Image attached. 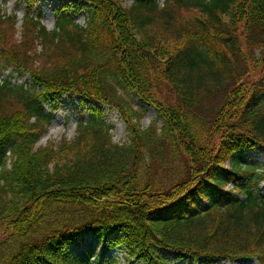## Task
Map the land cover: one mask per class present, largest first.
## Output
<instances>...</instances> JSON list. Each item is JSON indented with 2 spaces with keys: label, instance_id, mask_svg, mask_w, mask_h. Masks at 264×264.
I'll return each instance as SVG.
<instances>
[{
  "label": "trees",
  "instance_id": "obj_1",
  "mask_svg": "<svg viewBox=\"0 0 264 264\" xmlns=\"http://www.w3.org/2000/svg\"><path fill=\"white\" fill-rule=\"evenodd\" d=\"M32 1L19 30L0 11V222L14 237L0 264H118L107 249L128 264H264V168L248 158L264 151V75L242 83L238 34L243 25L247 55L264 62V0H73L79 11L59 7L52 31ZM9 68L31 84L3 79ZM158 80L172 103L154 97ZM64 97L88 107V122L57 151L37 148L52 120L44 107ZM100 105L121 115L127 144L113 143ZM146 106L161 128L141 130ZM163 152L171 184L141 181L138 163ZM86 239L101 257L75 255Z\"/></svg>",
  "mask_w": 264,
  "mask_h": 264
},
{
  "label": "rangeland",
  "instance_id": "obj_2",
  "mask_svg": "<svg viewBox=\"0 0 264 264\" xmlns=\"http://www.w3.org/2000/svg\"><path fill=\"white\" fill-rule=\"evenodd\" d=\"M133 0H121L122 7H129ZM164 0H157L159 5H162ZM25 0H0V11L7 16L15 15L18 20L16 29L19 30L21 26V20L24 16L26 8ZM32 5L33 10L40 14V19L42 25L48 30L52 31L55 24V11L62 5H68L72 9V13L78 10L79 7L75 4L73 0L69 2H63L62 0H33ZM79 11V10H78ZM87 19V12L81 11L74 14V21L80 25L84 26ZM239 37H240V47L245 56V66L247 69L246 76L242 79V83L245 87L255 84L264 75V62H258L261 60V55L259 50H251L249 55H247V48L245 46V35L243 33V25L239 27ZM175 47V46H174ZM173 47V49H174ZM2 78L5 80H11L15 85H30V78L25 74H20L14 72L12 69H6L3 71ZM157 92H155L154 97L163 104V100L172 101L174 98L170 95V87L166 82L158 80ZM164 98V99H163ZM163 99V100H162ZM138 104V101H135ZM205 108H212L214 105L218 104V99H207L204 103ZM98 114L102 121L109 127L112 128L111 136L112 141L115 144L124 145L128 143L129 136L126 131V125L124 124L121 115L112 107L100 105L97 106ZM45 112L51 115V123L46 130V133L41 137L37 143V148H45L51 145L54 150L57 151L60 143L62 141L72 142L76 136V127L79 123H86L89 120L88 107L83 106L78 98L64 97L59 102L55 103L52 107L46 105ZM146 113L143 119L139 122L141 130H146L153 122H155L156 127L161 128L163 121L157 117V111L151 106H146ZM205 109V110H206ZM218 137V136H217ZM217 137L213 138V145L217 143ZM63 151L62 154L58 156L59 159L64 157H69L70 153L68 148ZM160 158L155 160L146 157L144 161L138 163L140 167L136 172L141 181H150L155 184V181L159 185L168 187L172 181L170 175H174L176 172V167L172 159L167 155V153H162ZM58 158L56 161H58ZM248 158L252 164L264 168V151H256L248 154ZM133 165V164H131ZM141 169V170H140ZM130 170V169H129ZM261 193H264V182L260 183ZM5 203V202H4ZM3 203V204H4ZM5 208H7L5 206ZM12 224L9 220H4L0 222V245L10 246L13 244L12 237ZM104 245L98 244L91 239H86L85 243L80 247H74L75 255L80 254L82 251L88 250L94 253L93 257H101L103 253ZM6 257V253L0 252V263ZM104 261L110 259H117L118 264H128L127 257L119 253L117 250L107 249L106 255L102 258ZM2 262V263H3ZM131 264H136L135 262ZM173 264V263H171ZM178 264H184L183 262ZM220 264H258V262L251 258L247 260L235 261L233 263L222 262Z\"/></svg>",
  "mask_w": 264,
  "mask_h": 264
},
{
  "label": "clouds",
  "instance_id": "obj_3",
  "mask_svg": "<svg viewBox=\"0 0 264 264\" xmlns=\"http://www.w3.org/2000/svg\"><path fill=\"white\" fill-rule=\"evenodd\" d=\"M221 19H222L225 23H227L228 20H229V17H228L227 15H222V16H221ZM138 39H139V37H138Z\"/></svg>",
  "mask_w": 264,
  "mask_h": 264
}]
</instances>
